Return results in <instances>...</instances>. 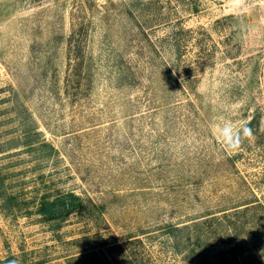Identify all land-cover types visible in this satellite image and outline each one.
<instances>
[{
	"label": "rangeland",
	"instance_id": "obj_1",
	"mask_svg": "<svg viewBox=\"0 0 264 264\" xmlns=\"http://www.w3.org/2000/svg\"><path fill=\"white\" fill-rule=\"evenodd\" d=\"M0 181V264H264V0H0Z\"/></svg>",
	"mask_w": 264,
	"mask_h": 264
},
{
	"label": "clouds",
	"instance_id": "obj_2",
	"mask_svg": "<svg viewBox=\"0 0 264 264\" xmlns=\"http://www.w3.org/2000/svg\"><path fill=\"white\" fill-rule=\"evenodd\" d=\"M212 132L223 149L228 152L238 151L245 140L253 138V130L245 121H234L227 117L213 120Z\"/></svg>",
	"mask_w": 264,
	"mask_h": 264
},
{
	"label": "trees",
	"instance_id": "obj_3",
	"mask_svg": "<svg viewBox=\"0 0 264 264\" xmlns=\"http://www.w3.org/2000/svg\"><path fill=\"white\" fill-rule=\"evenodd\" d=\"M3 185H4V182L2 183V181H0V207L2 206V207H4V205H5V210H6V208H9V210H11V208H21L20 207V203L17 201L18 200V196L17 195H15V194H13V193H9V195L6 193V190H5V188L3 187ZM5 190V191H4ZM78 199V198H77ZM79 200V199H78ZM1 201H2V204H1ZM17 201V205H16V202ZM43 205H47V204H43ZM42 205V206H43ZM63 205H64V211L65 212H72V211H74V207H76V205H75V203L72 201V200H69V201H65L64 203H63ZM16 206H18V207H16ZM78 206V205H77ZM1 207V208H2ZM45 209H47V210H50L51 208H45ZM4 210V209H3ZM47 213H49V214H52V215H54V216H56V215H60L61 213H58V212H56V211H53V209H52V211L50 210V211H48V212H46V214ZM57 213V214H56Z\"/></svg>",
	"mask_w": 264,
	"mask_h": 264
}]
</instances>
